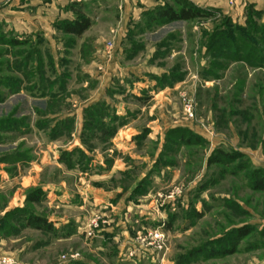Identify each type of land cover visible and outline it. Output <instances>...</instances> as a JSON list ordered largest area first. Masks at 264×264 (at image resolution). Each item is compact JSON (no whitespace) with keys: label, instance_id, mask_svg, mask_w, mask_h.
<instances>
[{"label":"rangeland","instance_id":"rangeland-1","mask_svg":"<svg viewBox=\"0 0 264 264\" xmlns=\"http://www.w3.org/2000/svg\"><path fill=\"white\" fill-rule=\"evenodd\" d=\"M235 2L0 0V255L264 264V12Z\"/></svg>","mask_w":264,"mask_h":264},{"label":"trees","instance_id":"trees-1","mask_svg":"<svg viewBox=\"0 0 264 264\" xmlns=\"http://www.w3.org/2000/svg\"><path fill=\"white\" fill-rule=\"evenodd\" d=\"M174 5L170 4V6L164 7L160 11V16L162 20L171 21V20H193L197 18H202L203 16L208 15L204 12L202 7L197 6L191 0H172ZM75 7V4L71 5ZM90 21L85 18H78L75 21H68L66 26V32L79 36L83 34L87 29L90 28ZM249 45L244 44L240 46L239 50L242 52L244 51ZM245 48V49H244ZM253 47L246 50V58H255L254 52L251 51ZM257 58V57H256ZM256 64H260L256 62ZM11 122V121H10ZM13 123V122H12ZM260 174V175H259ZM264 170H257L256 175H259L257 179L254 181V187L260 190H264ZM262 175V176H261ZM250 233V230L247 228H240L238 229V234L240 237L246 236Z\"/></svg>","mask_w":264,"mask_h":264},{"label":"crops","instance_id":"crops-1","mask_svg":"<svg viewBox=\"0 0 264 264\" xmlns=\"http://www.w3.org/2000/svg\"><path fill=\"white\" fill-rule=\"evenodd\" d=\"M191 1L195 2V4H198V5H209V6L217 7V6H226L229 4V2L232 3L234 0H191ZM235 1H236L235 4L237 3L238 5H241V4H243V5L244 4L255 5V7L258 10L264 12V0H235ZM65 4H67V3H65ZM53 14H55V13H53ZM17 17L20 20V18H24L25 16L22 14V15L17 16ZM43 18H45V17H43ZM24 23L25 22H23V24Z\"/></svg>","mask_w":264,"mask_h":264},{"label":"built area","instance_id":"built-area-1","mask_svg":"<svg viewBox=\"0 0 264 264\" xmlns=\"http://www.w3.org/2000/svg\"><path fill=\"white\" fill-rule=\"evenodd\" d=\"M71 4H78L81 3L85 0H68ZM114 47V41L110 40L107 43V50L110 52ZM191 107H192V103L191 101L188 103L186 110L188 113H191ZM91 228L93 229L94 227L97 226V223H91L90 224ZM91 232H89L90 234ZM0 264H19L18 260L15 259L13 256L11 255H0Z\"/></svg>","mask_w":264,"mask_h":264}]
</instances>
